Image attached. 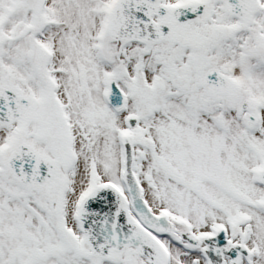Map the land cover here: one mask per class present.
<instances>
[{
    "label": "snow or ice",
    "instance_id": "obj_1",
    "mask_svg": "<svg viewBox=\"0 0 264 264\" xmlns=\"http://www.w3.org/2000/svg\"><path fill=\"white\" fill-rule=\"evenodd\" d=\"M0 264H264V0H0Z\"/></svg>",
    "mask_w": 264,
    "mask_h": 264
}]
</instances>
